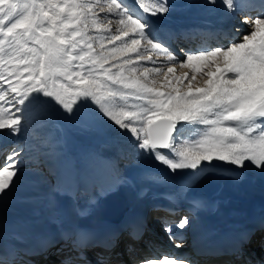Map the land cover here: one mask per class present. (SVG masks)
<instances>
[{"label": "snow or ice", "instance_id": "6c2138e0", "mask_svg": "<svg viewBox=\"0 0 264 264\" xmlns=\"http://www.w3.org/2000/svg\"><path fill=\"white\" fill-rule=\"evenodd\" d=\"M206 2L215 5L217 0ZM220 2L229 13L241 8L240 0ZM133 3L130 7L127 0H0V134L25 136L0 165V207L22 181L20 157L29 147L33 110L39 106L73 118L91 104L100 119L126 134L137 157L165 170L144 167L132 180L117 175L114 186H170L166 198L172 215L176 204L187 203V214L179 220L162 221L164 232L181 248L186 230L197 226L198 213L215 207L196 193L205 180L223 177L238 184L252 169L264 176V12L246 15L241 23L248 31L229 39L227 46L181 48V59L169 42L158 38L153 20L173 11L174 0ZM260 3L264 6V0ZM97 43L99 51L93 46ZM153 55L164 56L165 63L158 65ZM175 66L193 74L175 75ZM153 74L163 77L159 87ZM197 74L206 77L203 87L193 84ZM185 129L192 134L186 136ZM88 159L95 163L98 157L89 153ZM80 187L87 193L86 186L78 185L74 195L71 185L58 181L44 201L49 219L59 225L58 239L47 234L38 236L31 247L10 245L0 252V264H33L28 257L49 254L58 264H93L89 256L94 264H112L113 256L121 257L117 249L124 232L129 258L119 264H197L191 254L180 253L133 260L135 245L150 243L144 239L145 218L135 216L119 228L98 232L82 221L94 214L102 193L80 203ZM64 199L70 202L67 206ZM258 227L264 230V217ZM252 234L248 230L227 243L194 246V252L242 259ZM3 235L0 223V238ZM12 238L23 242L25 236ZM244 264L252 261L245 259Z\"/></svg>", "mask_w": 264, "mask_h": 264}, {"label": "bare ground", "instance_id": "6f19581e", "mask_svg": "<svg viewBox=\"0 0 264 264\" xmlns=\"http://www.w3.org/2000/svg\"><path fill=\"white\" fill-rule=\"evenodd\" d=\"M127 2L130 7L134 6L133 1L127 0ZM240 5V9L229 13L220 2L217 13L209 10L208 14H211L212 18L202 19L195 23L186 22L174 25L172 29L167 26L166 28H164L165 26H158L156 35L161 41L169 42L176 55L181 59L184 58V53L180 51L181 48L185 51H194L197 48L227 46L229 39L239 38L248 31V26L241 23L246 15L256 16L264 12V6H261L260 0H240ZM112 28L115 30V22H113ZM234 28H238L239 31H234ZM181 33L185 35H181ZM237 33H239V37H236ZM153 59L157 60L158 65L165 63L164 56L157 58L153 55ZM175 68V75L182 77L184 73H188L189 76L193 74L189 68L179 66H175ZM169 75L174 74L170 73ZM202 77L201 74L196 75V79H201V82L204 83L206 77ZM162 80L163 77L161 76V79L157 81L158 87ZM184 134L188 136L189 132L185 131ZM24 140V138H18L9 142L8 151L17 146L18 143L23 144ZM28 145L29 147L20 157L22 161L21 168L23 174H30L38 179L41 178V181L35 182L31 190L35 195L32 201L37 199L36 201L41 206L35 214L29 217L28 228H22L19 231L18 235L25 236L24 241L21 242L12 237L0 238V252L6 250L10 245H15L19 249L34 246L38 243L37 237L42 235L54 234L57 239L59 238V225L49 219L44 204L46 197L51 193L52 187L58 181L65 185H71L74 195L78 185L86 186L87 193L84 192V187L79 189L81 194L80 203H84L87 196L102 193L97 198L98 203L94 214L82 221L98 232L110 228H119L127 220L137 216L139 212H145L147 217L154 216L155 219L160 216L163 221L167 220L168 222L177 221L180 216L187 214L188 205L186 202H179L175 205V215L167 211L170 204L169 199L166 197L172 190L170 186H151L152 191L148 186L139 183L114 186L113 182L116 180L117 175L132 180L138 176L143 164H145L144 162H146L143 160L144 158L135 155V149L132 147L114 150L109 155L92 149L90 153H95L98 157L95 163L89 161V153L84 154L67 150L62 155L61 160L50 162L47 165L52 169L50 177L54 184L50 186L47 175L42 172L43 165L40 166L38 161V148H35V150L29 139ZM125 153L126 156L123 155ZM1 155L0 151V165H3L5 158L3 160ZM58 155L60 153L54 154V156ZM196 193L214 202L215 207L198 213L199 219L196 228L186 230L185 245L176 248L174 242L164 232L163 224H161V228L158 227L159 236L147 231L144 238L145 241H150L147 246L143 242L135 245L136 252L133 253L132 259L139 261L146 257L162 256L166 253H180L191 254L197 264H244L245 259H250L252 264H264V230L260 228L261 231L256 234L257 238L244 245L245 258L236 259L235 256H222L218 260L208 258L204 261L196 257L194 252V246L203 247L204 244L209 246L215 242L217 243L221 238L237 236L239 233L248 231L249 228L258 229L259 221L264 217V180L253 172H247V178L238 184L233 183L228 178L213 177L210 180H205L196 189ZM62 203L67 206L70 202L64 199ZM118 210H125L126 214L125 219L116 224L111 222L110 219ZM126 234L127 232L121 234L120 250L123 252V257H113L112 264H119L121 259L126 262L129 258L124 253V244L128 242ZM40 257V260L44 261L46 259L48 264H58V258L54 255L49 254L47 257ZM89 259H92L94 263V257L89 256Z\"/></svg>", "mask_w": 264, "mask_h": 264}, {"label": "rangeland", "instance_id": "374dc122", "mask_svg": "<svg viewBox=\"0 0 264 264\" xmlns=\"http://www.w3.org/2000/svg\"><path fill=\"white\" fill-rule=\"evenodd\" d=\"M174 3L176 5L175 9L165 17L153 18L157 27L165 26L164 28H166L167 26L169 29H172L174 25L184 24L186 22L195 23L202 19L212 18L211 14H208L209 10L217 13L220 8L219 0H217L215 5L208 4L206 0H174ZM239 36V33H237L236 37ZM93 46L97 51L100 50L98 43ZM153 78L158 81L161 79V76L153 75ZM162 82L163 80L161 83ZM186 84L187 83L184 81V85ZM193 84L196 87L204 86L201 79H196ZM40 125H43V127ZM185 131H187V133L189 132V135L192 134L190 129H185ZM28 132L30 135L29 140L33 144L32 146L34 149L38 148V161L40 166L43 165L42 172L47 175L50 186H53L54 183L51 181L50 177L52 169L47 165L50 164V162L52 163L56 160H61L62 155L67 150L88 154L94 149L99 150L105 155H109V153L114 150L126 147L134 148L133 144L127 139L125 133L120 132L110 122L102 120L97 116L95 107L91 104L81 108L80 112L73 118L68 117L66 114L59 112L58 110L53 111L49 109L45 111L37 106L33 110V119ZM31 137L35 138L33 139ZM18 138L25 139V136L22 134L20 137H10L7 134H0V151L3 160L7 156L6 152H8L9 149V142ZM53 153H60V155L54 156ZM143 160L148 163L147 165V163L143 161L145 163L143 164V168L146 166L154 168L155 166L154 169H157L156 171L161 173L165 171L160 168L159 165H153L151 161L146 159ZM248 172H253L256 176L264 180V176H261L255 169ZM38 181H41V178L38 179L30 174H23L20 185L8 198L7 202L0 207V223L4 226L3 239L6 237H13L14 234H19V231L22 228H28L27 223L29 217L35 214L41 206L36 201L37 199L32 201L35 195L31 190L34 187L35 182ZM148 188L150 190L152 189V187ZM150 190L148 191L150 192ZM43 196H45V193L42 197ZM3 239H1V241H3Z\"/></svg>", "mask_w": 264, "mask_h": 264}, {"label": "water", "instance_id": "95a60500", "mask_svg": "<svg viewBox=\"0 0 264 264\" xmlns=\"http://www.w3.org/2000/svg\"><path fill=\"white\" fill-rule=\"evenodd\" d=\"M125 210H118L116 213H114V215L112 216V221L114 222H118L122 219L123 214H124Z\"/></svg>", "mask_w": 264, "mask_h": 264}]
</instances>
